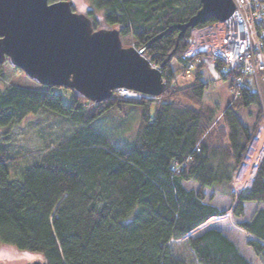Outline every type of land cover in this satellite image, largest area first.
<instances>
[{"label":"trees","instance_id":"obj_1","mask_svg":"<svg viewBox=\"0 0 264 264\" xmlns=\"http://www.w3.org/2000/svg\"><path fill=\"white\" fill-rule=\"evenodd\" d=\"M88 1L94 28L116 26L136 47L148 43L144 54L155 65L171 53L162 66L163 92L158 99L113 93L93 102L57 85L1 87L0 241L37 253L47 264H252L209 223L227 212L214 202L218 193L233 200L234 217L243 215L246 202L257 204L249 219L236 223L264 263V152L251 182L238 191L233 187L264 118L263 71L257 72L259 83L254 74L219 60L220 77L231 87L239 76L244 86L235 84L237 95L218 111L203 102L201 63L188 83L173 81L171 60L188 66L190 31L217 21L210 17L180 34L178 25L197 12L201 0ZM251 106L255 116L248 123L240 109ZM131 109L138 121L129 135H110L95 125L105 116L118 125ZM41 111L67 121L71 130L35 151L22 180L9 179V165L25 150L12 148L6 128L32 123Z\"/></svg>","mask_w":264,"mask_h":264},{"label":"water","instance_id":"obj_2","mask_svg":"<svg viewBox=\"0 0 264 264\" xmlns=\"http://www.w3.org/2000/svg\"><path fill=\"white\" fill-rule=\"evenodd\" d=\"M233 0H201V7L178 25L183 34L210 17L224 20ZM148 43L123 45L116 26H92L72 0H0V63L8 59L40 84L73 88L101 102L118 87L156 96L163 92L162 66L144 54ZM38 256L22 264H47ZM2 264V263H0Z\"/></svg>","mask_w":264,"mask_h":264},{"label":"rangeland","instance_id":"obj_3","mask_svg":"<svg viewBox=\"0 0 264 264\" xmlns=\"http://www.w3.org/2000/svg\"><path fill=\"white\" fill-rule=\"evenodd\" d=\"M72 8L76 11L86 13L87 8H89V1L72 0ZM242 15L248 23L250 20L248 16L249 14L246 15L242 13ZM98 27L112 26L99 24ZM247 29L250 40L256 41V36L254 35L250 23L247 24ZM121 41L123 45H132L131 41L127 42L125 37L121 38ZM214 46H218L225 50L232 49L233 47V44H230V42L227 40V23L224 21L217 20V22L214 24L206 25L201 28L194 27L190 31L189 44L187 50L185 51L186 60L189 63H192V67H190L188 71L186 70L187 68L184 69L185 67L180 66L175 59L171 60V65L172 68H175L174 70L176 72V77L173 78V81L183 84L188 83L191 80V70L196 65L195 63H201L202 65L199 67V69L202 71L203 80L207 81V87L203 93V102L208 106H216L218 111H221L225 105L231 103L237 93L236 89L234 88L235 83H233V86L230 87L228 81L221 78L216 69V63L219 60L223 61V59L216 58L214 56ZM255 55L258 56V52ZM4 62L5 76L0 81V88L9 83L25 86H38V84H40L35 79L29 77L21 69L15 67L8 59H6ZM223 62L226 65L229 63L228 61ZM253 66L258 68V66H255L254 64ZM257 72L258 70L256 71V74L253 75V78H256V81L258 78L260 83L262 82V79L264 80V78L262 77L261 79V75ZM163 81L165 83L164 79ZM261 88L262 87L259 86L258 90L261 91ZM60 91H63V89L61 88ZM114 94L122 98H137L134 97L135 93L131 91H129L128 94H123L119 90H115ZM148 97L157 98L158 95H149ZM254 111L255 108L252 106L240 109L241 115L244 116L248 123L253 122V116H255V114H253ZM38 116L39 117H37V119L32 123L23 122L22 124H15L10 128H6L9 130L8 135L11 138L10 145L12 148L17 153L25 150L23 156L19 158L16 163L9 165V179L22 180L23 169L29 165L33 159L35 151L43 148L45 143L50 139H57L61 133L71 130L67 121L57 119L50 113L44 114V112L41 111ZM122 120L123 121H120V123L116 125L111 122L109 117L105 116L103 118L97 119L95 121V125L110 135L116 134L122 137L125 134L129 135L133 127L136 126L138 121V113L135 109H131L128 112L126 118ZM249 146L252 148L249 152L250 157L247 159V163L244 165L240 173H236V177L233 182V187L236 191H238L240 187L248 184V181L251 179V174H254L256 164L259 160L258 157L264 152V118H262L261 123L258 126L254 138ZM214 202L220 207H223V210H227V212L221 217L212 219L214 220L212 221V225L221 228L232 240H234L240 251L248 259H250L252 264H264L255 255L253 249L247 245L246 240L248 235L236 223L237 221L242 220V218H236L230 212V207L233 204V200L230 197L227 199L218 195ZM249 212L250 210H247L246 213ZM38 256L40 255L37 253L20 251L11 245L4 244L0 241V263L2 264H22L26 261L33 260Z\"/></svg>","mask_w":264,"mask_h":264},{"label":"built area","instance_id":"obj_4","mask_svg":"<svg viewBox=\"0 0 264 264\" xmlns=\"http://www.w3.org/2000/svg\"><path fill=\"white\" fill-rule=\"evenodd\" d=\"M233 2L235 5L234 10L227 18L221 21H224L228 24L229 17L233 16L234 18L242 21V25L247 31V24L250 23L254 35L256 36V41H251L249 32H247L248 35L246 40L243 39L241 44L232 43V49L225 50L218 46H214V56L216 58H222L223 61H228V65L225 64V66L231 68L240 66L243 72L252 74H256L257 70H261L263 71L264 76V0H233ZM242 13L246 15L249 14L248 16L250 20L248 21V23L244 19ZM257 52L258 56L255 55ZM252 63L255 66H258V68L254 67ZM190 67H192V63L188 62L186 70L188 71ZM241 80V77L236 76V78L234 79V83L236 85L244 86L241 83ZM116 90H119L123 94H128L129 91L134 92V97L137 98H140L141 96H149L148 94H144L140 91H136L134 89L126 87H118Z\"/></svg>","mask_w":264,"mask_h":264},{"label":"bare ground","instance_id":"obj_5","mask_svg":"<svg viewBox=\"0 0 264 264\" xmlns=\"http://www.w3.org/2000/svg\"><path fill=\"white\" fill-rule=\"evenodd\" d=\"M248 31L243 27L242 21L233 16L229 17L227 24V40L230 43L241 44L242 40H246ZM240 46V45H239Z\"/></svg>","mask_w":264,"mask_h":264},{"label":"crops","instance_id":"obj_6","mask_svg":"<svg viewBox=\"0 0 264 264\" xmlns=\"http://www.w3.org/2000/svg\"><path fill=\"white\" fill-rule=\"evenodd\" d=\"M251 149H252L251 146H249V148H248V150H247V152H246V155H245V157H244V160H243L242 164L239 166V168H238L237 171H236L237 174L240 173V171L243 169L244 165L247 163V159L250 157L249 152H250ZM258 156H259V155H258ZM260 156H261V155H260ZM260 156H259V157H260ZM259 157H258V159H259ZM252 175H253V174H251V176H250L251 179H252ZM251 179L248 181V184L251 182ZM218 195H219L220 197H224V198L229 199V197H226L225 195H221V194L216 193V197H217ZM217 205H218V204H217ZM218 206H219V205H218ZM256 207H257V204H256V203H254V202H246V203H245V206H244V213H243V215L240 216V217H236V218H242V220H244V219H249V218L251 217L252 213L254 212V210L256 209ZM219 208H220V209H223V207H220V206H219ZM247 210H250V212H249V213H246ZM219 217H221V216H219ZM216 218H218V217H213V218H211L210 221H209V223L212 224V221H214V220H212V219H216ZM249 260H250V259H249Z\"/></svg>","mask_w":264,"mask_h":264}]
</instances>
